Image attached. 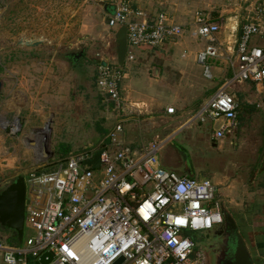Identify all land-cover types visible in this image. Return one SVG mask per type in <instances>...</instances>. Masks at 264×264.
Wrapping results in <instances>:
<instances>
[{
  "label": "built area",
  "instance_id": "built-area-1",
  "mask_svg": "<svg viewBox=\"0 0 264 264\" xmlns=\"http://www.w3.org/2000/svg\"><path fill=\"white\" fill-rule=\"evenodd\" d=\"M113 10L108 26L127 28L128 51L175 43L185 32L166 12L151 20L128 0L119 1ZM3 13L0 8V20ZM212 13L198 9L189 23L192 38L210 42L196 55V63L208 81L214 80L212 59H224L233 75L181 130L209 125L213 141L219 142L237 130L239 104L234 88L252 83L257 94H264V0L250 6L239 39L236 23L227 55L218 39L227 29L226 22ZM123 79L122 71L109 64L99 69L98 88L107 114L115 117L110 132L97 145L58 160L56 171L37 174L33 170L26 177L25 223L34 235L16 246L0 237V258L5 264H31L30 257L33 264H41L46 253L53 254L49 264H116L121 259V264H198L192 234H206L223 223L218 186L166 169L159 154L168 138H143L140 151L126 144L127 125L143 129L145 121L122 106ZM167 114L174 116L176 110L168 108ZM6 130L11 139L22 135L28 140L20 116L13 117ZM96 155L95 165L86 168Z\"/></svg>",
  "mask_w": 264,
  "mask_h": 264
},
{
  "label": "rangeland",
  "instance_id": "rangeland-1",
  "mask_svg": "<svg viewBox=\"0 0 264 264\" xmlns=\"http://www.w3.org/2000/svg\"><path fill=\"white\" fill-rule=\"evenodd\" d=\"M195 2H199L202 9L210 4L213 17L231 19L237 16L242 23L250 6L257 0ZM114 6L112 4L113 9ZM0 8L4 9L0 20V81L10 89L14 88L15 95L22 93L26 101L23 108H19L16 100L9 105L5 103L13 96L7 97L5 91L0 94V114L6 117L0 116V153L2 147L6 154L10 148L13 159H9L8 165L16 167L8 171L0 182L1 192L18 176L26 178L32 169L37 170V174L54 172L60 166L57 163L60 158L99 143L103 137L100 129L113 126L115 117L107 114L106 105L99 99V89L95 85L102 64L91 61L107 60L116 64L117 55L115 36L109 30L102 7L93 0H0ZM182 26L185 32L181 39L191 41V27L189 24ZM40 41L42 43L38 47L25 46V42ZM20 42L24 43L21 45ZM185 47L167 45L162 49L145 50L136 57L133 54V60L126 57L124 62L133 64L122 71L128 74L122 88V106L145 119V126L140 128L144 140H151L156 135L165 139L174 134L175 137L159 154L166 169L181 175L194 174L197 180H209L214 185L228 177L229 181H235L237 192L241 190L234 202L245 206V212L252 206L258 208L260 203L256 200L260 196L253 194L252 190L264 189V95L258 97L253 86L237 85L234 88L241 107L239 127L234 136L219 141L221 148L213 147L217 143L210 138L209 125H195L182 131V126L222 83L221 79L205 81L206 90L203 81H197L194 71L191 72V65L187 67L180 63L181 54L188 51ZM84 49L85 56L78 66L66 60V54ZM137 49L129 51L136 52ZM157 78L159 81L156 83ZM18 79H21V84ZM151 81L157 85L148 93L146 87ZM144 94H148V98L153 96L155 100L147 102ZM169 105L177 109L178 118L173 123L164 124L159 117H165L163 112ZM17 112L23 121H26V115H31V120L41 122L26 129V133L31 135L28 140L22 135L15 139L8 136L6 126L13 117L20 116ZM106 117L110 119L106 120ZM45 133H49L48 152L53 157L49 165L39 163L41 149L38 142ZM14 159L20 163L15 165ZM224 190L225 187L218 186V196ZM243 227H248L247 223ZM2 232L5 233L0 229V235ZM33 235L34 231L25 223L22 245ZM192 237L200 247L204 244L199 234H192ZM5 243L15 245L6 239ZM32 261L30 257L31 264Z\"/></svg>",
  "mask_w": 264,
  "mask_h": 264
},
{
  "label": "crops",
  "instance_id": "crops-1",
  "mask_svg": "<svg viewBox=\"0 0 264 264\" xmlns=\"http://www.w3.org/2000/svg\"><path fill=\"white\" fill-rule=\"evenodd\" d=\"M93 1L95 3H97L99 6L102 7L101 9L104 12V17L108 21L109 20V15H111L113 13V11H114L113 8H112V4H117L121 0H93ZM128 1L131 2L132 7H134L135 9L144 10L147 13L148 18L151 19V20L155 19L156 16L160 12H166L171 18H174V20L177 23L181 24V25L189 24L191 22V20H192L193 13L196 10H198V9H202V8H200V6H198L200 3L199 2H195L197 0H128ZM109 6H111V8ZM205 9H210L211 10V5L207 4ZM190 11H192V16L190 14L191 13ZM237 18H238L237 16L234 17V18H231V19L223 17V19L226 22L227 29L219 36L218 39H219V44L221 45V52L224 55H227L229 53L228 49L231 47L230 45L234 44L235 38H234V34H233L234 33L233 32V28L236 27V23H238L237 27L239 28L238 32L236 33V39H239L240 36H241L240 34H241L242 23L239 22V20ZM120 29L121 28H119V30ZM109 30L111 31V34L114 35V36L119 31V30L117 31L116 28L115 29L109 28ZM190 37H191L192 40L189 41V42H186L185 40L179 39L175 43H169V42L165 43V44H163V46H161L159 48L162 49V48L166 47L167 45H174L175 47L186 45V47L184 49H188V51H183V53L180 56V63H181V65H187V67H188V65H191L190 66L191 69H192L191 72L194 71L195 77L197 76L196 80L197 81L198 80L203 81V83H204L203 85L206 87L205 81H208V80L205 79L204 76H203V69L200 66H198V64L196 63V55L200 51L204 50L206 46L210 45V42H208V41H203L202 42V41L196 40V39L192 38L191 34H190ZM194 41L197 44H193V43H195ZM21 43L22 42H20V44ZM25 43H27V42H25ZM30 43H34V42H30ZM40 43H42V41H40ZM25 46L28 47L27 45H25ZM36 47H38V46H36ZM190 47H193V49H191ZM28 48H33V47H28ZM137 50L138 51H136V52L128 51L127 55H126L127 59L128 60H133V54L136 57L141 52L144 53L145 50L148 51V50H154V49L148 48V47H142V48H138ZM192 57H194L193 61L191 60ZM93 61H97V60H92L91 62H93ZM97 62L102 64V62H99V61H97ZM103 62H106L107 65L109 64L111 67L117 68L120 71H124L125 69L127 70V68L130 67L133 64V63H130V62L126 61V62H124V65L121 67L118 64V61H117L116 64H112L111 62H109L107 60L103 61ZM209 63L211 64V68H212L213 74H214V80L213 81H215L217 79H221L222 80L221 85H222L226 78H229V77H231L233 75V72H232L231 68L224 63V59H222V58L219 59V60L218 59L217 60L216 59L215 60L212 59V60H210ZM93 64H95V63H93ZM214 71H215L216 74L214 73ZM98 74H99V70H98L97 76H98ZM123 75H124V79H123V82L121 84V89H120L121 90V96H122L123 83H124V80H126L128 74L127 73L126 74L123 73ZM157 76H159V75H157ZM18 80H19V82L21 84V79H18ZM155 81L157 83L159 81V79L157 78ZM96 82H98V79H96ZM155 85H157V84H154L153 81L149 82L148 86L146 87V92L149 93V90H152V89L154 90L156 88ZM220 86H216V87L219 88ZM241 86H243V87H245V86L252 87L253 86L254 87V84L246 83V84H243ZM157 87H159V86H157ZM158 89L160 90V88H158ZM207 89L208 88L206 87V90ZM13 90H14V88L10 89V88H8L7 84H5V83L3 84L2 92L5 91L4 93H7V97L10 96V95L13 96V98L11 100H9L8 102L5 101V103L9 105V104H11L12 102H14L16 100V103L18 104L19 108H23V105H25V103H26L25 99L23 98L24 95L22 93L19 96L15 95ZM11 92L13 94H11ZM263 95H258L257 94L258 97L263 96ZM144 96L147 99L146 100L147 102L148 101H153V99H154L153 96L148 98V96H149L148 94H144ZM19 98H20V100L17 102V99H19ZM123 101H124V99H123ZM142 103L145 104L147 106V108H148V105L146 104V102L144 100L142 101ZM15 106H16V104H15ZM18 106H16V108H18ZM168 108H174L176 110V115H174V116L168 115L167 114ZM240 109H241V107L239 105V110ZM3 112L6 113L7 111H3ZM147 113H148V111H147ZM163 113L165 114V117L162 116V117H159V119L164 124L165 123H168V124L173 123V121H175L176 118H178L177 117V109L175 107H173L172 105L167 106ZM17 114H20V113L17 112ZM0 116H2L3 118H6L2 114H0ZM20 118H21V114H20ZM25 119H26V121L21 120V122L23 124V128H24V133H25L26 138H31V135L26 133V129L29 128V125L30 126H33L35 124L38 125L41 122L36 123L35 121L31 120V115H26ZM30 121H31V123H30ZM144 121H145V119H144ZM43 123H44V120H43ZM47 124H46L45 127H47ZM238 127H239V115H238L237 130H238ZM111 128H112V126H111ZM110 130L106 133V135L110 132ZM237 130H236V132H237ZM236 132L233 135L227 136V137L234 136L236 134ZM134 134H138V135L135 136ZM177 134L178 133H176V135ZM105 136H103L101 139H103ZM174 137H175L174 134H172V135H169L166 138L170 139V141H171ZM210 138L212 139V137H210ZM125 139H126V144L128 146H130L132 149L139 150V151L141 150V146H142V142L141 141L143 140V136L141 135L139 126L134 125V124L127 125ZM5 140H6V138L4 139V144H5ZM212 141H213V139H212ZM213 142H215V141H213ZM215 143H217V144L213 145L214 148H221V144L219 142H215ZM91 145H96V144H91ZM1 150L2 151L0 153V170H1L0 171V182L3 181L2 179L5 178V176L8 174V171L16 168L15 166L12 167V166L8 165L9 164V159H11V158L13 159V157H12L13 155L10 154V148L7 149V151H8L7 154L5 153L6 149L4 147H2ZM72 152H74V151H72ZM40 159L41 158H39V160ZM14 160H16L14 162L15 165L20 163L17 159H14ZM160 160H161V158H160ZM183 175H185V174H183ZM192 177H194V174H193ZM227 178L228 177H225L224 182H220L218 185H216V186L225 187V190L222 193V195H219L220 200L223 203V205L226 208V210L229 211L231 213V215L234 217V220L236 219V221H238V222L239 221H243L242 223L239 222L242 226H246V223H247L248 227H246L247 228V232L246 233L249 236V242H250L251 246H253L254 249H255L253 254H255L256 257H257V263L256 264H263V259H264V196H263V193H264V189H260L258 191H253L252 190L253 194H255V195L259 194L260 197H258V199L256 201L260 203V206L258 208H256L255 206H252V207L248 208L247 211L245 212L243 210V208L245 206L241 207V205L238 204L237 201L234 202V198L239 196L238 193L241 190H238V192H237V187L234 186L235 181L231 182ZM260 187L263 188L262 186H260ZM240 213H242V214H240ZM241 219H243V220H241ZM251 225H252V227H251ZM6 235L9 237L10 233H6ZM249 242H247V244H249ZM247 246L249 247V245H247ZM3 263L4 262L0 258V264H3Z\"/></svg>",
  "mask_w": 264,
  "mask_h": 264
},
{
  "label": "water",
  "instance_id": "water-1",
  "mask_svg": "<svg viewBox=\"0 0 264 264\" xmlns=\"http://www.w3.org/2000/svg\"><path fill=\"white\" fill-rule=\"evenodd\" d=\"M116 50H117V61L122 67L128 52L127 42V28L122 27L115 35ZM23 44V42L21 43ZM40 42L30 43L27 42L25 45L28 47L39 46ZM83 55L86 50L78 51ZM98 61V60H97ZM102 66H107L106 62H102ZM3 90V83L0 81V93ZM50 128V124H48ZM49 142V137L48 141ZM109 142V141H108ZM35 143H33L34 145ZM49 147L47 146L45 152L42 154L39 160L40 164H46L50 162L53 157L48 152ZM98 160L96 155L92 161L85 164V167L91 169ZM27 204V185L24 176H18L5 190L0 192V229L5 233H10L15 236L18 240L19 245L23 242V234L25 227V212ZM229 222L236 226V222L232 215L228 217ZM237 227V226H236ZM210 232V231H209ZM229 248L227 251V258H230L234 264H256L257 257L251 253L246 245L244 238L238 233L235 238H231L229 242ZM49 257V261L46 258ZM53 259L52 253H46L41 258V264H49ZM123 259L119 260L116 264H121Z\"/></svg>",
  "mask_w": 264,
  "mask_h": 264
},
{
  "label": "flooded vegetation",
  "instance_id": "flooded-vegetation-1",
  "mask_svg": "<svg viewBox=\"0 0 264 264\" xmlns=\"http://www.w3.org/2000/svg\"><path fill=\"white\" fill-rule=\"evenodd\" d=\"M115 52L117 55L116 41ZM84 56L85 54L82 55L81 52H70L66 54V60H68L70 64H74L77 61H81ZM220 203L223 223L212 229L210 232L200 235L204 240V244L200 247L199 242H196L195 253L199 257L198 264H234L230 258H227L226 255L231 238H235L238 233L244 238L246 245H249V247L247 246L249 251L254 253L255 249L249 242L248 234L245 233V231L247 232V228L243 227L238 221H236V219L235 222L237 227L229 222L228 217L231 213L226 210L222 202ZM247 242H249V244H247Z\"/></svg>",
  "mask_w": 264,
  "mask_h": 264
},
{
  "label": "trees",
  "instance_id": "trees-1",
  "mask_svg": "<svg viewBox=\"0 0 264 264\" xmlns=\"http://www.w3.org/2000/svg\"><path fill=\"white\" fill-rule=\"evenodd\" d=\"M216 17V16H215ZM214 17V18H215ZM217 18V17H216ZM215 18V19H216ZM241 35V34H240ZM92 63H95V64H97L98 62L97 61H93ZM74 64H77V66L79 65V62L77 61L76 63H74ZM96 79H98V76H96ZM95 85H96V87L98 88V84H97V82H95ZM99 89V88H98ZM97 89V90H98ZM218 89V88H217ZM98 95L100 96V100H101V102L103 103V96H102V94L100 93V91L98 90ZM103 105V107H104V104H102ZM111 129V127L110 128H108V129H100L101 131H102V133H103V136H105L106 135V133L109 131ZM69 153V152H68ZM67 153V154H68ZM71 153V152H70ZM60 159H64V157L63 158H60ZM26 179V178H25ZM3 235L4 236H6V238H7V240L8 241H10L11 243H14L15 244V246L16 245H19V243H18V240H17V238L15 237V236H13L12 234H10V236L8 237L5 233H3L2 232V234L0 235V237H3Z\"/></svg>",
  "mask_w": 264,
  "mask_h": 264
},
{
  "label": "bare ground",
  "instance_id": "bare-ground-1",
  "mask_svg": "<svg viewBox=\"0 0 264 264\" xmlns=\"http://www.w3.org/2000/svg\"><path fill=\"white\" fill-rule=\"evenodd\" d=\"M4 124V123H3ZM48 134L49 133H45V137H43L39 142H38V145H39V148L41 149L40 150V157L42 156V154L45 152L47 146H48ZM33 145V144H32ZM35 145V144H34ZM49 151V150H48ZM39 157V158H40Z\"/></svg>",
  "mask_w": 264,
  "mask_h": 264
}]
</instances>
